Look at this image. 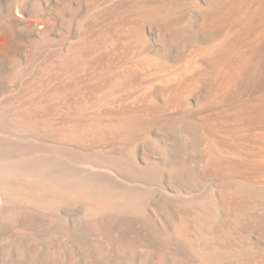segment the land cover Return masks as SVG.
Listing matches in <instances>:
<instances>
[{
    "label": "bare ground",
    "instance_id": "1",
    "mask_svg": "<svg viewBox=\"0 0 264 264\" xmlns=\"http://www.w3.org/2000/svg\"><path fill=\"white\" fill-rule=\"evenodd\" d=\"M184 1L0 0V264H264V9Z\"/></svg>",
    "mask_w": 264,
    "mask_h": 264
},
{
    "label": "rangeland",
    "instance_id": "2",
    "mask_svg": "<svg viewBox=\"0 0 264 264\" xmlns=\"http://www.w3.org/2000/svg\"><path fill=\"white\" fill-rule=\"evenodd\" d=\"M106 1L107 2H111L112 0H105V2ZM217 1L228 4V3H231L233 0H217ZM107 2L105 3L106 5H107ZM190 2H191V4H190ZM182 3H184V6L188 7L186 13H187V16H189V18L191 19V22L185 21L182 26L186 27L188 29L190 35L192 37H194L197 41H199L201 39H205L204 38L205 36L202 34V32L199 29H197L195 27L193 22L195 20H199L201 18L202 13L208 10V8H209L208 7V0H186V1L182 2ZM258 8L264 9V0H255L254 4L250 8H248V10L250 12H253L254 10H257ZM86 12L87 13L88 12L91 13V11H86ZM156 22H160V21H156ZM263 26H264V23L263 24L261 23L259 25V30L262 31L264 29ZM232 32H231V34H233V35L236 34L234 32V30ZM194 50H196V51L199 50L200 51L199 46H196V48H194ZM194 100H195V98L192 97L190 99V103L193 104ZM256 148H257V150L259 152H262L264 154V147H259L258 146ZM263 181H264V178H263ZM179 188L182 191L190 192L191 194L193 193L192 192L193 189L192 188L190 189V187L187 188V186L179 185ZM158 223H159L160 226H162L163 224H164L163 226H166V219L163 217V218L160 219V221Z\"/></svg>",
    "mask_w": 264,
    "mask_h": 264
}]
</instances>
